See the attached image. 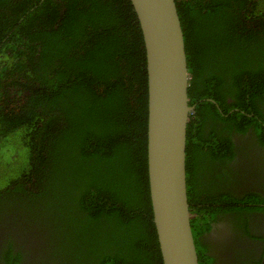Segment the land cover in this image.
I'll return each instance as SVG.
<instances>
[{
	"label": "trees",
	"instance_id": "1",
	"mask_svg": "<svg viewBox=\"0 0 264 264\" xmlns=\"http://www.w3.org/2000/svg\"><path fill=\"white\" fill-rule=\"evenodd\" d=\"M174 1L194 106L186 190L201 264L199 223L208 232L237 200L209 194L200 168L231 159L232 137L249 128L264 146V0ZM145 65L129 0H0V220L15 212L43 224L27 234L44 243L36 264H162ZM0 255L24 256L11 242Z\"/></svg>",
	"mask_w": 264,
	"mask_h": 264
},
{
	"label": "water",
	"instance_id": "2",
	"mask_svg": "<svg viewBox=\"0 0 264 264\" xmlns=\"http://www.w3.org/2000/svg\"><path fill=\"white\" fill-rule=\"evenodd\" d=\"M145 50L147 175L162 264H198L186 190L189 105L184 37L174 0H129Z\"/></svg>",
	"mask_w": 264,
	"mask_h": 264
},
{
	"label": "flooded vegetation",
	"instance_id": "3",
	"mask_svg": "<svg viewBox=\"0 0 264 264\" xmlns=\"http://www.w3.org/2000/svg\"><path fill=\"white\" fill-rule=\"evenodd\" d=\"M248 130L232 137L236 149L231 159L224 164L210 162L209 169L202 166L199 170L200 185L209 194L224 192L237 200L230 205L233 210L217 212L208 232L205 224L199 223L202 232L197 243L204 254L201 264H264V146L252 129ZM253 194H259L261 199L257 200L261 202H248ZM8 213L0 220V252L11 242L14 252L24 254L21 264H36L43 255L44 243L35 233L27 234L43 224L35 227L32 219Z\"/></svg>",
	"mask_w": 264,
	"mask_h": 264
}]
</instances>
